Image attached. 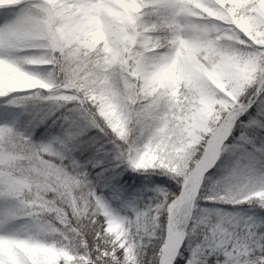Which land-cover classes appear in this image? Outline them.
<instances>
[{"label":"snow or ice","instance_id":"obj_1","mask_svg":"<svg viewBox=\"0 0 264 264\" xmlns=\"http://www.w3.org/2000/svg\"><path fill=\"white\" fill-rule=\"evenodd\" d=\"M0 264H264V0H0Z\"/></svg>","mask_w":264,"mask_h":264}]
</instances>
